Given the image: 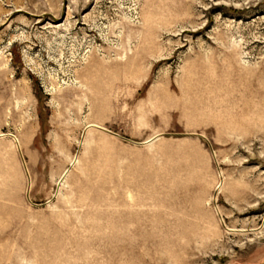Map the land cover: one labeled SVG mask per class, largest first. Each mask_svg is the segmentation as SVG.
Returning <instances> with one entry per match:
<instances>
[{
  "label": "rangeland",
  "instance_id": "obj_1",
  "mask_svg": "<svg viewBox=\"0 0 264 264\" xmlns=\"http://www.w3.org/2000/svg\"><path fill=\"white\" fill-rule=\"evenodd\" d=\"M0 264H264V0H0Z\"/></svg>",
  "mask_w": 264,
  "mask_h": 264
}]
</instances>
